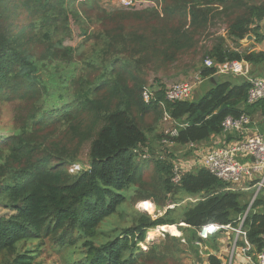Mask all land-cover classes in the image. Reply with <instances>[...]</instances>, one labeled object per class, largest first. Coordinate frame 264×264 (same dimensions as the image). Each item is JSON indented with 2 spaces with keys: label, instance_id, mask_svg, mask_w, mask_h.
<instances>
[{
  "label": "trees",
  "instance_id": "trees-1",
  "mask_svg": "<svg viewBox=\"0 0 264 264\" xmlns=\"http://www.w3.org/2000/svg\"><path fill=\"white\" fill-rule=\"evenodd\" d=\"M77 1L0 0V102L15 106L12 130L0 134V207L12 212L0 215V264H31V251H16L30 240L57 252L81 241L80 257L71 264H182L186 247L207 241L198 234L203 226L237 225L252 201L205 168L185 174L180 184L172 178L174 147L182 151L220 135L228 116L264 115V100L247 102L248 82L220 78L216 83V68L205 64L207 58L216 64L264 63V52L243 46L250 34L264 40L254 27L264 18V0H138L150 7L103 11L98 29L86 30L74 48L66 43L70 19L81 21ZM81 5L91 6L90 1ZM218 26L227 37L212 32ZM184 63L203 79H214L212 88L198 100L169 102L167 87L157 88L148 78L180 70ZM53 65L71 71L64 76L44 69ZM146 89L153 91L149 103ZM165 110L175 136L156 132ZM75 165L80 169L72 173ZM130 198L165 213L155 219L141 215L105 244L92 241L99 225ZM185 198L194 201L183 206ZM260 203L257 197L244 223L258 250L264 235ZM170 205L175 209H167ZM164 226H178L184 235L166 233L165 239L147 243L148 232ZM208 260L224 264L215 255Z\"/></svg>",
  "mask_w": 264,
  "mask_h": 264
},
{
  "label": "built area",
  "instance_id": "built-area-1",
  "mask_svg": "<svg viewBox=\"0 0 264 264\" xmlns=\"http://www.w3.org/2000/svg\"><path fill=\"white\" fill-rule=\"evenodd\" d=\"M140 2L133 0H121V5L124 8L133 7ZM149 5V3H145ZM259 25L264 27V18L259 22ZM256 27V26H255ZM205 64L209 68H216L217 75H233L247 76L249 75L248 66H245L244 61H227L222 64H216L212 59L207 58ZM212 76V77H214ZM250 85L248 90V104L254 105L264 100V77L251 76L246 79ZM200 73L194 77V81L177 82L169 85L165 91V98L169 102H184L192 99L194 89L197 85L203 83ZM144 101L149 103L153 97V91L146 89L143 94ZM163 121L167 124H174L172 116L165 110ZM252 119L247 114H242L239 117L228 116L222 123V133L224 140L217 142L211 147L202 146L200 143H189L181 153L191 152V156L185 160L178 156L173 163V178L172 182L180 184L185 174L194 169L205 168L218 179L225 183L233 185L234 189L245 183H255L258 194L264 189V136L252 129ZM172 136L177 135L176 130L169 131ZM167 132V133H169ZM228 136V137H225ZM230 139V140H229ZM229 140L230 142H227ZM226 141V142H224ZM247 159L246 161H239ZM79 165H75L71 172L78 171ZM257 197L255 196L250 204L248 211L239 217L238 222L244 225L248 213L254 204ZM167 209H175V205L168 206ZM160 215V213H159ZM181 226L184 224H180ZM160 229V227H158ZM235 230L233 227L223 224H208L203 226L199 231V237L202 240H209L211 237L221 233ZM160 231V230H159ZM163 236L167 232L161 231ZM238 234L246 238V233L243 228L238 230ZM263 246L257 257V260L252 264H264V235L262 237ZM243 252L251 250L250 244L245 243Z\"/></svg>",
  "mask_w": 264,
  "mask_h": 264
},
{
  "label": "rangeland",
  "instance_id": "rangeland-1",
  "mask_svg": "<svg viewBox=\"0 0 264 264\" xmlns=\"http://www.w3.org/2000/svg\"><path fill=\"white\" fill-rule=\"evenodd\" d=\"M90 1V7L86 8L82 6V2H88ZM140 2L141 4H136L133 7L130 8H124L121 5V0H78L75 3V7L79 9L82 13L81 21L77 22L74 18L70 19V28L72 29V35L71 38L67 41V45L77 48L86 38V30L87 34L92 33L93 31L97 30L99 27V24H97V19L100 17L101 13L103 11H106L107 13L115 12V11H126V12H138L142 9L149 8V5H146V2L133 0ZM97 6L96 7H94ZM100 8H99V7ZM159 10L161 11V6H158ZM87 11L86 13L84 10ZM145 13V15H147ZM127 14H125L126 16ZM133 17V16H131ZM124 23L126 25V28L132 27V21L130 17H126V20H124ZM137 26L138 24L135 23ZM218 34H221L225 37H227V31L225 28H221V26H218L217 28L213 29L212 32H217ZM228 44L230 46H233L232 41L228 39ZM246 45V47H245ZM245 49L248 50H255V44L248 43L243 45ZM263 49V48H262ZM187 63H184L182 65V68L180 70H170V71H159L158 73H153L150 78H148L152 84L154 83L156 86L159 87V83H162L161 85L168 87L169 85L177 82H185V81H194L195 74L198 73V70L187 67ZM74 69H76V65L74 64L72 66ZM46 71L51 73H62L67 74L71 70H69L67 67L62 65H53V66H47ZM262 77H264L262 75ZM222 80L224 79H230L234 81V83H240L243 81L241 78H235L233 76L228 77H222ZM156 80V82H155ZM154 81V82H153ZM212 88V83L207 80L204 81L203 84L198 85L196 89L194 90L193 98L196 100L202 98L210 89ZM14 103L11 102H0V134H3L1 132H8L12 130V127L14 126ZM174 124H167L161 119L158 122L157 130L156 132L158 134H163L164 132L167 133L169 131L174 130ZM88 145L84 146L81 153V159L85 163L88 159ZM174 151L178 153V156L181 158L183 157L185 160H188L189 156H186L185 153H181L180 149H176L174 147ZM146 157V156H144ZM241 161L240 159H238ZM243 163V161H241ZM145 178L149 179L150 174L146 171L144 172ZM257 193V191L255 192ZM254 193V194H255ZM131 194L128 193L127 197H131ZM132 198V197H131ZM127 200L125 203H123L117 210L115 214L108 217L99 227L95 230V234L92 238V241L97 243L98 245L105 244L109 240H112L119 235H122L124 229L130 228L134 226L141 215L147 214L149 216H152L154 219L163 215L165 211H161L157 209V206H155V209H153L152 206L146 205V203H137L135 200ZM259 200L264 201V191L260 193V196L258 197ZM191 199V198H190ZM194 201V199H192ZM143 202V201H142ZM252 202V201H251ZM183 203V204H182ZM181 204L183 206H187L189 203H192L189 198H185L184 201ZM188 207V206H187ZM150 208V212L145 211L144 209ZM264 212V210H261ZM11 213V214H10ZM157 216L156 214H159ZM7 214L10 216L12 215L11 211H7ZM177 228V226H175ZM178 229V228H177ZM179 231V230H178ZM180 232V231H179ZM191 232V231H190ZM151 233H153V237H150ZM169 233V232H167ZM160 234V235H158ZM171 236L172 234L169 233ZM147 243L151 244L152 242H156L160 239H165L163 236V233L159 231V228L148 232L147 234ZM81 241H78L72 248H67L65 250H60L57 252L56 248L50 247L48 244H40V241L38 240H30L21 243L17 246L16 251L18 250H24V251H31V264H71L72 262L76 261L78 257H80V253L83 250L82 247H80ZM146 244L142 243L141 247L143 249H147ZM33 250V251H32ZM186 252H188L182 260V264H198L202 260L198 258L194 251L190 249V247H186ZM188 256V257H187ZM12 260L14 259V256L11 255ZM6 261L9 259V256H5Z\"/></svg>",
  "mask_w": 264,
  "mask_h": 264
},
{
  "label": "crops",
  "instance_id": "crops-1",
  "mask_svg": "<svg viewBox=\"0 0 264 264\" xmlns=\"http://www.w3.org/2000/svg\"><path fill=\"white\" fill-rule=\"evenodd\" d=\"M255 26L260 27L258 30V33L260 35L264 36V27L259 25V22ZM249 36H251L252 38L248 42H245V39H244L243 45L248 44V43H253V44H255L256 47H255V50H252V51L264 52V40L261 43H259L257 41V35L254 36V35L250 34ZM245 47H246V45H245ZM244 63H245V66H248L249 75H247V76L241 75L240 77L239 76H233V75H227L226 77L233 76L235 78H241V79H243V81L247 82L246 79H248V77H251V76L262 77V75L264 76V63L260 64L259 66H252L248 62H244ZM256 70H259V71L257 72ZM253 72H256V73H253ZM215 77H219V79H220V78L225 77V76L224 75H217V76H214L212 78H215ZM212 78L206 79L205 81H207V80L210 81ZM203 83H201V84H203ZM201 84H199V85H201ZM193 94H194V92H193ZM192 99L194 100L195 98H193V96H192ZM249 116L252 119V125H251L252 129L255 130L256 132L263 134V136H264V115L260 112V113H257L256 115H253V116L249 115ZM225 137H228V136L225 135ZM217 139H220L222 142L224 140V137H223V135L221 136V134H220L216 137H212L211 140L202 142L200 144L202 146L211 147L215 144V142H217ZM224 142H226V141H224ZM227 142H230V141L227 140ZM242 161L247 162V159L246 160L242 159ZM236 191H240V193L244 194L247 198L252 197V200L255 196L259 197L260 193H261V192L259 194H258V192L255 193L257 191V189L255 188V186H252V185L250 186V183H245V184L241 185L240 187H236ZM189 200L192 201V199H190V198H189ZM260 204L261 205L259 206L258 211L262 212L261 210H264V201H261ZM5 214H7V210L0 207V215H5ZM238 219H237V225L230 224L233 227V229H235V230L228 231V232H221V233L211 237L206 242H204V241L195 242L194 246H190V249L194 251L195 255L202 260V262L200 261L198 264H210L209 260H208L210 255L217 256L219 259H221L223 261L224 264H252L253 262H255L257 260V257L259 255L261 249L258 250V249L253 248L252 244L250 243V241L248 239V233L245 230L244 225L242 227V225L238 222ZM181 224H184V223H181ZM182 226L187 227L185 224ZM177 228H178V226H177ZM240 228H243L245 230L246 238H243L241 235L238 234V230ZM187 231L188 230H186V232ZM180 233L182 235H180V236L172 235V236L180 238L184 235L182 232H180ZM191 234L192 233L190 232V234H189L190 237H191ZM198 234H199V232H198ZM246 242H248L250 244L251 254H250V251L246 252V253L243 252V248L246 246V244H245ZM186 243L187 242H185V244ZM187 253L188 252H186V254ZM189 264H191V263H189Z\"/></svg>",
  "mask_w": 264,
  "mask_h": 264
},
{
  "label": "bare ground",
  "instance_id": "bare-ground-1",
  "mask_svg": "<svg viewBox=\"0 0 264 264\" xmlns=\"http://www.w3.org/2000/svg\"><path fill=\"white\" fill-rule=\"evenodd\" d=\"M146 205L151 206V205L148 204V203H146ZM144 210L150 212V208H146V209H144ZM159 230H160V232H161V231L169 232V233H171V234L174 235V236H180V235H182V234L178 231V229H177L175 226H164V227H161ZM149 233H150V232H149ZM158 235H160V234H158ZM153 236H154L153 233H151L150 237H153ZM147 237H148V236H147ZM147 239H148V238H147Z\"/></svg>",
  "mask_w": 264,
  "mask_h": 264
},
{
  "label": "water",
  "instance_id": "water-1",
  "mask_svg": "<svg viewBox=\"0 0 264 264\" xmlns=\"http://www.w3.org/2000/svg\"><path fill=\"white\" fill-rule=\"evenodd\" d=\"M252 37L251 36H249V37H247L246 39H245V42H248L250 39H251ZM219 77H215V82L217 83V82H219ZM211 81H214V79H212ZM214 83V82H213ZM215 84V83H214Z\"/></svg>",
  "mask_w": 264,
  "mask_h": 264
}]
</instances>
